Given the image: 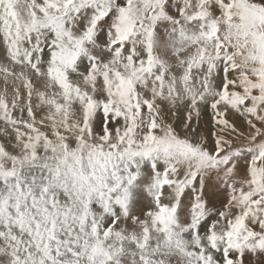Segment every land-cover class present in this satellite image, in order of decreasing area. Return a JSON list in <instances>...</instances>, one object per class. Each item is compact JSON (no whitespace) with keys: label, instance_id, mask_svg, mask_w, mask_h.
I'll return each instance as SVG.
<instances>
[{"label":"snow or ice","instance_id":"1","mask_svg":"<svg viewBox=\"0 0 264 264\" xmlns=\"http://www.w3.org/2000/svg\"><path fill=\"white\" fill-rule=\"evenodd\" d=\"M0 264H264V0H0Z\"/></svg>","mask_w":264,"mask_h":264}]
</instances>
